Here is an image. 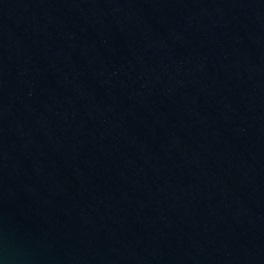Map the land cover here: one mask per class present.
Listing matches in <instances>:
<instances>
[{
	"label": "water",
	"instance_id": "obj_1",
	"mask_svg": "<svg viewBox=\"0 0 264 264\" xmlns=\"http://www.w3.org/2000/svg\"><path fill=\"white\" fill-rule=\"evenodd\" d=\"M0 264H264V0H0Z\"/></svg>",
	"mask_w": 264,
	"mask_h": 264
}]
</instances>
